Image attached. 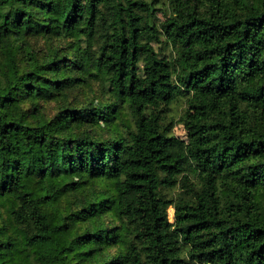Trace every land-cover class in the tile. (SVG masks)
<instances>
[{
	"label": "trees",
	"instance_id": "trees-1",
	"mask_svg": "<svg viewBox=\"0 0 264 264\" xmlns=\"http://www.w3.org/2000/svg\"><path fill=\"white\" fill-rule=\"evenodd\" d=\"M0 264H264V0H0Z\"/></svg>",
	"mask_w": 264,
	"mask_h": 264
},
{
	"label": "rangeland",
	"instance_id": "rangeland-1",
	"mask_svg": "<svg viewBox=\"0 0 264 264\" xmlns=\"http://www.w3.org/2000/svg\"><path fill=\"white\" fill-rule=\"evenodd\" d=\"M160 3L161 2H159L157 4V6L161 7V4ZM156 12H157V15L159 16V18L160 19H163L164 16L161 14V12H159V11H156ZM154 44H155L154 46H156V47L161 46V43H158V42H155ZM168 50H169L168 47H165L164 50H163V52L168 53ZM173 132L177 136H179L181 138H184L185 137V131L183 130V127H182V125L180 123H176L175 124V126L173 127ZM172 212H173V209L171 210V208H169V217H170V220H172Z\"/></svg>",
	"mask_w": 264,
	"mask_h": 264
},
{
	"label": "built area",
	"instance_id": "built-area-1",
	"mask_svg": "<svg viewBox=\"0 0 264 264\" xmlns=\"http://www.w3.org/2000/svg\"><path fill=\"white\" fill-rule=\"evenodd\" d=\"M171 210H172V208H171Z\"/></svg>",
	"mask_w": 264,
	"mask_h": 264
}]
</instances>
